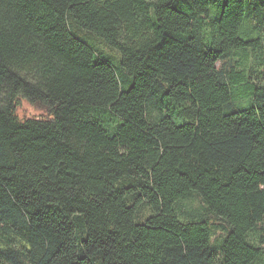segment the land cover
Returning <instances> with one entry per match:
<instances>
[{"label": "trees", "instance_id": "obj_1", "mask_svg": "<svg viewBox=\"0 0 264 264\" xmlns=\"http://www.w3.org/2000/svg\"><path fill=\"white\" fill-rule=\"evenodd\" d=\"M262 30L264 0H0V264H264Z\"/></svg>", "mask_w": 264, "mask_h": 264}, {"label": "rangeland", "instance_id": "obj_2", "mask_svg": "<svg viewBox=\"0 0 264 264\" xmlns=\"http://www.w3.org/2000/svg\"><path fill=\"white\" fill-rule=\"evenodd\" d=\"M71 31L80 39H82L84 42H86L101 58L104 60L110 62V64L118 69V62H119V55L114 50L108 49L100 40L95 38L92 35H89L87 33H84L82 31L77 30L76 28L70 26ZM245 29H248V25H244ZM239 37L244 38L241 34V30L239 32ZM260 40L259 42V49L256 51H247L245 54H237V57L235 58L237 61H239L242 65V69L247 73V75L250 78V82L257 83L259 81L258 73L261 72V62L264 61V30L260 31L258 35L256 36ZM130 84L124 85L122 84L123 89H128ZM241 97L238 96L237 99H240ZM244 101H239L237 104H243ZM30 110L26 108V112H29ZM156 116V113L154 111H151L148 113L147 118L149 121H152L154 117ZM90 117H93V113L90 114ZM173 121L177 125H181L184 122L181 120H177L173 118ZM175 211L177 214V217L180 220H184L185 217L194 216V217H200L203 216L210 220V222L213 224L211 228V244L213 246H217L220 244L222 239L225 236L226 233V226L222 224L221 222L213 219L209 215L205 213L204 206L202 202L195 196V195H189L188 197L180 200L178 204L175 206ZM150 215V212L144 205H140L137 212V219L139 222H142L145 218H147ZM20 245L21 242L19 239L10 236V237H0V249H6L8 247H12L15 245Z\"/></svg>", "mask_w": 264, "mask_h": 264}]
</instances>
